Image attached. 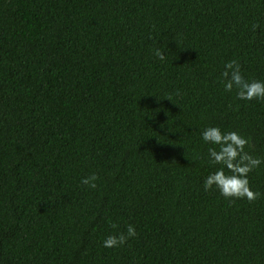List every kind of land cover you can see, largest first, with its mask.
I'll return each mask as SVG.
<instances>
[{
  "label": "trees",
  "instance_id": "trees-1",
  "mask_svg": "<svg viewBox=\"0 0 264 264\" xmlns=\"http://www.w3.org/2000/svg\"><path fill=\"white\" fill-rule=\"evenodd\" d=\"M233 59L264 80V0H0V264H264V162L252 202L202 188L205 126L264 161Z\"/></svg>",
  "mask_w": 264,
  "mask_h": 264
},
{
  "label": "clouds",
  "instance_id": "clouds-1",
  "mask_svg": "<svg viewBox=\"0 0 264 264\" xmlns=\"http://www.w3.org/2000/svg\"><path fill=\"white\" fill-rule=\"evenodd\" d=\"M153 55L161 62L166 60L165 49H153ZM224 92L235 91V99L240 101H264V80L245 79L241 74V66L237 60H229L223 64L220 73ZM204 145H210L206 151V165L214 167L202 180L204 191L216 190L226 200H247L252 202L260 195L251 190L249 173L261 165L260 157L253 156L245 150L249 140L237 131H222L220 127L208 125L200 132ZM99 177L96 173L81 177L80 184L89 189L97 187ZM116 227V225H112ZM137 235L136 228L128 224L125 232L108 235L101 242L104 248L116 249L123 246L130 238Z\"/></svg>",
  "mask_w": 264,
  "mask_h": 264
}]
</instances>
